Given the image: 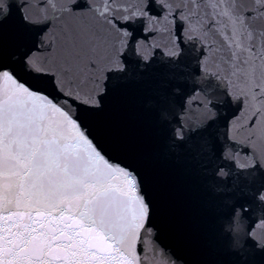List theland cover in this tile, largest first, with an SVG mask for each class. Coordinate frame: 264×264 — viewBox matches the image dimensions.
Here are the masks:
<instances>
[{
	"label": "snow or ice",
	"instance_id": "6c2138e0",
	"mask_svg": "<svg viewBox=\"0 0 264 264\" xmlns=\"http://www.w3.org/2000/svg\"><path fill=\"white\" fill-rule=\"evenodd\" d=\"M26 3L10 25L0 0V264H143L154 228L183 264H264V229L236 212L264 206V155L221 147L211 101L194 127L174 108L192 52L205 87L264 127V0H46L42 21ZM65 16L82 23L37 42Z\"/></svg>",
	"mask_w": 264,
	"mask_h": 264
},
{
	"label": "water",
	"instance_id": "95a60500",
	"mask_svg": "<svg viewBox=\"0 0 264 264\" xmlns=\"http://www.w3.org/2000/svg\"><path fill=\"white\" fill-rule=\"evenodd\" d=\"M12 4V17L9 24H13L19 16L20 4H24L25 0H10ZM24 12L30 13L35 20L42 21L46 16H51L52 8L50 3L46 0H27ZM59 15V13H57ZM82 21L78 18L65 16L62 20L53 21L52 25L44 29L43 32L37 33V42L44 32L57 30L55 25L59 24L63 27H76ZM42 27V26H41ZM154 42L160 43L163 47L162 36H156ZM188 68L186 81L179 92L174 102L176 116L186 125L195 126L206 118L207 112L205 105L211 104V110L215 113L216 124L214 131L219 137L221 147L227 151L235 152L241 161L252 155L253 152L260 157L264 155V127L259 123L255 127L247 126V119L244 116V110L241 106L227 102L222 90L215 88H206L200 73L196 70V53L189 52L188 54ZM157 61L164 59L162 52L155 53ZM240 118V123L244 127L238 130L232 129V124L237 118ZM228 136L232 140H228ZM238 171L233 168V172ZM234 202L227 200L225 206L220 209L223 219L222 224L225 229L229 227L230 208ZM244 203L240 199L236 203L237 224L242 231H251L254 235H259L264 229V224L261 220L264 219V206L249 201L245 203L244 210L239 208V204ZM156 223H160V217L157 216ZM143 248L141 256L143 264H183V259L188 258V250L176 237V235L167 228L153 229L152 233H142ZM180 258V259H178Z\"/></svg>",
	"mask_w": 264,
	"mask_h": 264
}]
</instances>
